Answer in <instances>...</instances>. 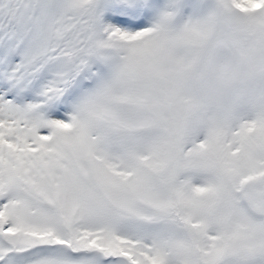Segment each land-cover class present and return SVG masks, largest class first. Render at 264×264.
<instances>
[{
	"label": "snow or ice",
	"instance_id": "1",
	"mask_svg": "<svg viewBox=\"0 0 264 264\" xmlns=\"http://www.w3.org/2000/svg\"><path fill=\"white\" fill-rule=\"evenodd\" d=\"M185 8L0 0V264H264V112L193 124Z\"/></svg>",
	"mask_w": 264,
	"mask_h": 264
},
{
	"label": "clouds",
	"instance_id": "2",
	"mask_svg": "<svg viewBox=\"0 0 264 264\" xmlns=\"http://www.w3.org/2000/svg\"><path fill=\"white\" fill-rule=\"evenodd\" d=\"M211 17L201 66L188 92L201 105L193 124L238 125L264 112V26L230 6V0H193Z\"/></svg>",
	"mask_w": 264,
	"mask_h": 264
},
{
	"label": "rangeland",
	"instance_id": "3",
	"mask_svg": "<svg viewBox=\"0 0 264 264\" xmlns=\"http://www.w3.org/2000/svg\"><path fill=\"white\" fill-rule=\"evenodd\" d=\"M185 10L189 12V14L186 17L192 16V15L198 13V11H199L197 6L193 3V0H186Z\"/></svg>",
	"mask_w": 264,
	"mask_h": 264
}]
</instances>
